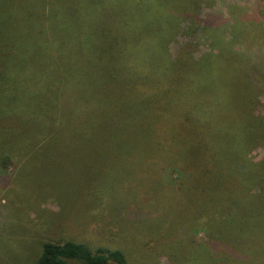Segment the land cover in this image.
<instances>
[{"label":"trees","instance_id":"trees-1","mask_svg":"<svg viewBox=\"0 0 264 264\" xmlns=\"http://www.w3.org/2000/svg\"><path fill=\"white\" fill-rule=\"evenodd\" d=\"M219 3L0 0V180L11 169L15 184L29 166L85 169L90 222L109 217L97 227L115 245L44 240L36 264H132L121 243L175 262L167 246L175 238L179 252L188 242L175 226L162 239L140 228L153 214L174 219L157 205L194 201L178 228L194 223L209 240L213 228L235 230L240 192L264 202V158L251 155L264 148V93L254 57L236 50L264 41V13L258 0L226 13ZM132 152L149 171L137 200L118 198L132 174L117 167Z\"/></svg>","mask_w":264,"mask_h":264},{"label":"rangeland","instance_id":"rangeland-1","mask_svg":"<svg viewBox=\"0 0 264 264\" xmlns=\"http://www.w3.org/2000/svg\"><path fill=\"white\" fill-rule=\"evenodd\" d=\"M233 3L240 7L253 6L254 0H220L215 9L226 13L228 6ZM258 3L261 4L260 11L264 13V0H258ZM262 19L261 26L264 31V15ZM236 50L254 57L258 69L253 71L252 79L258 83L264 93V41L260 45L239 43ZM257 55L262 57L256 58ZM260 109L259 106L257 110L261 111ZM13 114L16 117L14 108ZM251 155L254 161L263 159L264 148L254 149ZM143 157L144 154L141 152H132L128 155V163L117 167L122 173L121 177L124 173L132 174V180L118 190L120 191L118 198L122 193L136 200L142 195L141 191L145 183L141 180V176L149 172L144 170ZM85 171L68 164L53 170L44 165L39 168L29 166L25 168V174L20 173L16 183L13 184V170L9 169L6 179L0 180V264H36L44 240L54 242L67 238L83 241L91 246L105 244L115 247L107 238L109 235L105 233L108 227L104 228L105 232L97 227L102 222H107L109 217L103 215L99 218L95 214L92 224L90 222L88 204L94 201V198L89 196L90 191L87 190L85 181L81 177ZM256 173L252 170L253 175ZM260 175L264 179V168ZM239 194L243 197L242 202L239 210L232 216L233 222L237 224L235 230L227 226L213 228L209 240L201 230H193L194 223L185 225L186 233L178 228L180 223H186L182 220L189 219L188 216L191 214L189 206L193 205L194 201L182 198L167 206L157 205L160 210L175 212L174 219L169 222L162 218L165 213H161L160 216L153 214L145 219L140 228H150L151 230L144 234L159 235L162 239L163 232L175 226V236L185 237L178 242H183L185 239L188 241L185 243L187 246L183 250L181 248L182 252L181 250L175 252V238L167 246L166 249L173 252L175 259L178 258L175 262L173 256L167 258L165 253L158 255L156 249L146 255V253L142 254L143 250L122 247L124 243L118 246L124 249L132 264H264V202L251 200L248 193ZM71 224L78 227H71ZM84 225L86 227H83ZM230 226H233V223ZM138 233L127 231V241L134 243L133 246H139L140 243L142 246L144 239H141L142 236ZM190 234L196 236V244L193 242L192 245L189 244L190 237L188 238L187 235Z\"/></svg>","mask_w":264,"mask_h":264}]
</instances>
